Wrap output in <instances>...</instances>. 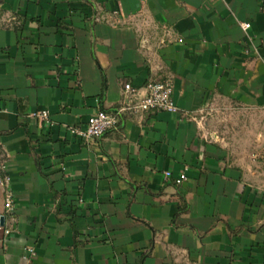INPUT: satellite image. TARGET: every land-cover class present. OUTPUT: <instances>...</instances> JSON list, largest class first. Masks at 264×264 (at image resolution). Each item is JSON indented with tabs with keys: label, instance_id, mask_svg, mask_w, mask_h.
<instances>
[{
	"label": "crops",
	"instance_id": "obj_1",
	"mask_svg": "<svg viewBox=\"0 0 264 264\" xmlns=\"http://www.w3.org/2000/svg\"><path fill=\"white\" fill-rule=\"evenodd\" d=\"M263 148L264 0H0V264H264Z\"/></svg>",
	"mask_w": 264,
	"mask_h": 264
},
{
	"label": "built area",
	"instance_id": "obj_2",
	"mask_svg": "<svg viewBox=\"0 0 264 264\" xmlns=\"http://www.w3.org/2000/svg\"><path fill=\"white\" fill-rule=\"evenodd\" d=\"M250 26L249 22L240 23L241 29L246 33ZM173 80L170 76H164L158 79H150L145 84V93L137 95V91L129 84L123 88L124 100L123 106L117 112H108L100 110L89 117L84 128L69 125L67 130L82 140H95L102 137L108 130L114 128L119 119L120 111H128L131 114H137L148 111H168L176 112L177 107L172 99ZM31 117L40 118L48 124H51L49 114L46 109L36 110L30 113ZM261 162L264 166V151L261 154ZM165 176L170 172L165 171ZM186 179L184 173L174 178L175 184H180ZM4 185H8V178H5ZM5 207L7 211L12 210V193L6 191ZM34 256L32 247L26 248V257Z\"/></svg>",
	"mask_w": 264,
	"mask_h": 264
},
{
	"label": "rangeland",
	"instance_id": "obj_3",
	"mask_svg": "<svg viewBox=\"0 0 264 264\" xmlns=\"http://www.w3.org/2000/svg\"><path fill=\"white\" fill-rule=\"evenodd\" d=\"M210 114H207L208 117L213 116V118L215 119V121L217 122L218 119H221L225 116V112L224 110H219V109H215V110H209ZM231 114V113H230ZM228 116V115H227ZM230 116V115H229ZM234 127H229V130L232 131ZM264 150V148L260 151L259 153V158L261 159V154L262 151Z\"/></svg>",
	"mask_w": 264,
	"mask_h": 264
},
{
	"label": "water",
	"instance_id": "obj_4",
	"mask_svg": "<svg viewBox=\"0 0 264 264\" xmlns=\"http://www.w3.org/2000/svg\"><path fill=\"white\" fill-rule=\"evenodd\" d=\"M3 220H4V217L3 216H0V224L3 225Z\"/></svg>",
	"mask_w": 264,
	"mask_h": 264
}]
</instances>
